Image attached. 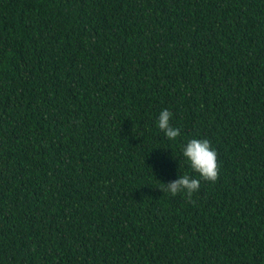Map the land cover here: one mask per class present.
I'll use <instances>...</instances> for the list:
<instances>
[{
  "label": "trees",
  "instance_id": "trees-1",
  "mask_svg": "<svg viewBox=\"0 0 264 264\" xmlns=\"http://www.w3.org/2000/svg\"><path fill=\"white\" fill-rule=\"evenodd\" d=\"M0 264H264V0H0Z\"/></svg>",
  "mask_w": 264,
  "mask_h": 264
},
{
  "label": "clouds",
  "instance_id": "clouds-1",
  "mask_svg": "<svg viewBox=\"0 0 264 264\" xmlns=\"http://www.w3.org/2000/svg\"><path fill=\"white\" fill-rule=\"evenodd\" d=\"M172 112L163 109L158 118L157 126L169 141H175L180 136V129L170 123ZM182 154L190 168L198 174L197 178L189 175H179L170 182L164 183L163 191L172 195L185 193L190 200L193 193L199 191L201 181L215 183L219 175L217 152L212 148L208 139L192 138L182 146Z\"/></svg>",
  "mask_w": 264,
  "mask_h": 264
}]
</instances>
